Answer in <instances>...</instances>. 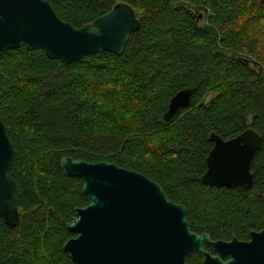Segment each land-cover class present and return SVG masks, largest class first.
<instances>
[{
	"label": "trees",
	"instance_id": "16d2710c",
	"mask_svg": "<svg viewBox=\"0 0 264 264\" xmlns=\"http://www.w3.org/2000/svg\"><path fill=\"white\" fill-rule=\"evenodd\" d=\"M82 27L118 2L139 20L124 51L71 64L42 50L0 52V119L14 147L19 223L0 218V264H75L63 244L74 209L88 204L65 156L108 161L158 183L186 208L190 230L247 239L264 228V3L261 0H47ZM190 88L191 104L169 121V101ZM248 116L251 119L248 120ZM261 136L252 184L210 186L200 178L213 132ZM187 264H202L192 251Z\"/></svg>",
	"mask_w": 264,
	"mask_h": 264
},
{
	"label": "water",
	"instance_id": "95a60500",
	"mask_svg": "<svg viewBox=\"0 0 264 264\" xmlns=\"http://www.w3.org/2000/svg\"><path fill=\"white\" fill-rule=\"evenodd\" d=\"M138 28L134 9L124 2L77 28L62 20L47 0H0V52L42 50L49 59L68 65L98 52L121 55L130 33ZM191 94L185 88L172 96L163 119L169 121L188 108ZM209 139L213 146L201 182L248 190L259 133L247 128L223 140L212 132ZM14 155L0 119V218L10 227L19 223L16 183L10 175ZM60 166L67 176L82 180V193L88 198V204L74 209L67 229L75 236L63 244L75 264H187L192 251L202 255V264H264V229L251 231L248 241L235 236L230 241L211 240L207 233L190 230L184 205L168 199L158 183L137 171L70 156L63 157Z\"/></svg>",
	"mask_w": 264,
	"mask_h": 264
},
{
	"label": "flooded vegetation",
	"instance_id": "af4514ba",
	"mask_svg": "<svg viewBox=\"0 0 264 264\" xmlns=\"http://www.w3.org/2000/svg\"><path fill=\"white\" fill-rule=\"evenodd\" d=\"M264 228H262V229H260V230H263ZM260 230H256V231H260ZM254 231V230H253ZM251 232V231H250ZM210 236V235H209ZM234 235H232L231 237H233ZM236 237V236H235ZM211 238V237H210ZM237 238V237H236ZM238 240H240V241H248L249 239H250V233H249V237L247 238V239H239V238H237ZM211 240H223V239H212L211 238ZM231 240V238L230 239H227V240H223V241H230ZM203 247H204V249L206 250V251H208V252H210L211 254H214V252H213V249H212V246L210 245V244H206V243H204L203 244ZM202 256V255H201ZM202 260H203V258H202ZM223 261H226V260H228V257H226V258H223L222 259Z\"/></svg>",
	"mask_w": 264,
	"mask_h": 264
},
{
	"label": "rangeland",
	"instance_id": "374dc122",
	"mask_svg": "<svg viewBox=\"0 0 264 264\" xmlns=\"http://www.w3.org/2000/svg\"><path fill=\"white\" fill-rule=\"evenodd\" d=\"M264 37V33H263V36H262V38ZM251 119V116H248V120H250Z\"/></svg>",
	"mask_w": 264,
	"mask_h": 264
}]
</instances>
